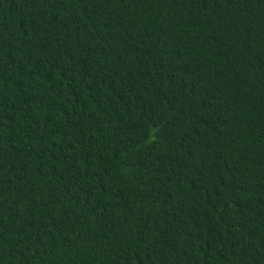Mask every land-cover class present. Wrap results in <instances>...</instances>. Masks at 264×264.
Segmentation results:
<instances>
[{
  "label": "trees",
  "instance_id": "1",
  "mask_svg": "<svg viewBox=\"0 0 264 264\" xmlns=\"http://www.w3.org/2000/svg\"><path fill=\"white\" fill-rule=\"evenodd\" d=\"M0 264H264V0H0Z\"/></svg>",
  "mask_w": 264,
  "mask_h": 264
}]
</instances>
